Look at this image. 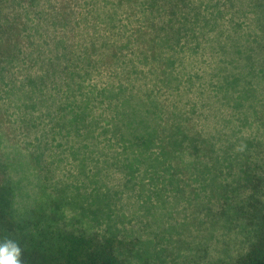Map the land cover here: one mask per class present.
I'll list each match as a JSON object with an SVG mask.
<instances>
[{"label": "rangeland", "instance_id": "obj_1", "mask_svg": "<svg viewBox=\"0 0 264 264\" xmlns=\"http://www.w3.org/2000/svg\"><path fill=\"white\" fill-rule=\"evenodd\" d=\"M59 198L125 264L264 240V0H0V235Z\"/></svg>", "mask_w": 264, "mask_h": 264}, {"label": "trees", "instance_id": "obj_2", "mask_svg": "<svg viewBox=\"0 0 264 264\" xmlns=\"http://www.w3.org/2000/svg\"><path fill=\"white\" fill-rule=\"evenodd\" d=\"M60 16L64 20L69 18L62 14ZM130 109L133 110L132 114L135 117V129L145 128L146 125L145 133L138 132L140 134L138 136L136 132L137 138L139 137L140 141L143 142L150 141L151 139L147 136H151L152 133L156 132V129L149 130L147 128L149 124L142 117L144 109L138 110V105ZM134 112L136 114L141 113L140 117L136 116ZM124 115H126L127 119L131 116L127 112ZM125 124L127 125V121H125ZM130 124L134 126L133 121H130ZM149 127L151 128V126ZM170 142L173 145H181L182 140L178 137L172 138L170 136ZM162 143H164V140H162ZM59 199L61 200L53 203V216L49 215L42 225H34L33 229L35 231H33L28 245H22L24 264H125L116 253L118 241L114 238H103L97 233L76 232L64 227L66 225H59L58 219L65 203L62 198ZM237 264H264V240L253 245L238 260Z\"/></svg>", "mask_w": 264, "mask_h": 264}, {"label": "clouds", "instance_id": "obj_3", "mask_svg": "<svg viewBox=\"0 0 264 264\" xmlns=\"http://www.w3.org/2000/svg\"><path fill=\"white\" fill-rule=\"evenodd\" d=\"M0 264H24L22 244L14 235H0Z\"/></svg>", "mask_w": 264, "mask_h": 264}]
</instances>
